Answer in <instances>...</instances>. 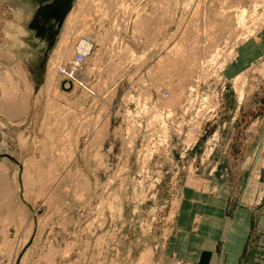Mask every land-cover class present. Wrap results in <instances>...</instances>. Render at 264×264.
Here are the masks:
<instances>
[{"label":"rangeland","instance_id":"obj_1","mask_svg":"<svg viewBox=\"0 0 264 264\" xmlns=\"http://www.w3.org/2000/svg\"><path fill=\"white\" fill-rule=\"evenodd\" d=\"M73 6L78 23L67 43L92 38L87 75L97 96L77 86L68 92L59 70L44 86L63 28L38 64L24 29L20 37L28 42L17 52L25 61L16 54L15 68L29 88L17 78L0 84V120L12 122L0 134V264H197L175 252L174 239H196L192 255L220 250L251 167L250 182H264V0ZM15 11L25 28L23 11L5 4L1 29ZM230 11L235 17H227ZM4 50L0 55L13 59ZM165 92L164 102L186 107L188 116L202 112L205 100L213 110L192 146L150 155V145L131 141L137 110L143 96L162 99ZM7 101L12 116L4 112ZM212 194H222L224 204L208 201ZM258 205L261 231L251 228L239 264L249 262L252 243L264 236V186ZM261 242L257 264H264Z\"/></svg>","mask_w":264,"mask_h":264},{"label":"crops","instance_id":"obj_2","mask_svg":"<svg viewBox=\"0 0 264 264\" xmlns=\"http://www.w3.org/2000/svg\"><path fill=\"white\" fill-rule=\"evenodd\" d=\"M12 3V4H10ZM5 4H8V6L11 5L12 9H20L23 11L20 18V24L25 27V29L28 32V36L31 38V42H29L30 46L33 47L34 50V60L35 64H38V62L41 60V53L43 48L47 45L48 39H47V32L45 35H40L37 29H34L29 26V21L34 15V9L37 5H35L34 0H0V14L3 13ZM67 15V14H66ZM65 15V17H66ZM65 17L60 25H56V22L53 19H49L46 26L51 27V31H53V35H55L57 32L63 28ZM39 22L41 23V19H39ZM2 29L0 26V52H2V48L4 49L6 45L2 44ZM4 35V34H3ZM54 37V36H53ZM24 42H28L26 39H23ZM26 44V43H25ZM54 45V44H53ZM6 49V48H5ZM13 59L7 57L6 55H0V69L2 66L9 64L10 66L16 67L17 61H16V53L13 52ZM29 69V68H28ZM11 122V121H10ZM261 149V145L257 151V154L259 153ZM264 153L263 152L260 156V159H262ZM256 158V157H255ZM259 159V160H260ZM263 160V159H262ZM253 166V165H252ZM257 168V167H256ZM256 171V169H255ZM254 171V172H255ZM249 172V178L245 183L244 188L241 190V193H239L237 197V204L235 205V208L233 209V212L231 214V218L228 221L227 227L224 228L227 230L225 232V229L222 233V237H220L222 247L220 250H214L210 249L208 252L199 250L193 253V255L188 251L191 249V247L198 244L196 239L193 242H189L188 240H184L181 236L178 238H175L174 244L175 247L173 248L175 252L179 251L180 256L185 261H189V257L192 258L193 262H197V264L201 261H203V264H239L241 259L244 255V247L246 245L248 236L251 232V228L255 229V231H261V223L262 218L260 216L256 217L255 212L257 208L259 207V203H261L262 198V188L264 186L263 181H251V178L253 176L252 173V167L248 171ZM253 172V173H254ZM224 197L222 194H212L207 199L208 201L212 202L213 204L217 206H222L224 204ZM217 202V203H216ZM255 232V233H256ZM225 233V234H224ZM257 234V233H256ZM261 237H256L253 244V247H251V250L249 251V262L247 264H257V260L262 259L261 254V240L264 238L262 234ZM183 239V241H182ZM179 240V241H178ZM263 260V259H262ZM261 261V260H260ZM196 264V263H195Z\"/></svg>","mask_w":264,"mask_h":264},{"label":"built area","instance_id":"obj_3","mask_svg":"<svg viewBox=\"0 0 264 264\" xmlns=\"http://www.w3.org/2000/svg\"><path fill=\"white\" fill-rule=\"evenodd\" d=\"M81 37L83 42L76 43L78 48L59 72L69 80H75L77 87L88 96L95 97L97 93L91 82V77L87 75L88 65L86 63L87 56L93 46V40L87 34ZM84 43L90 44L89 47L82 46ZM66 89L70 90V86ZM166 96V92L161 96L162 99L145 95L137 110L136 131L135 135L131 137V141L150 145L148 151L150 155L162 149L166 150L167 156L172 155V150L176 149V144L186 147L192 146L196 143L199 135L205 131V125L212 114L213 108L207 104L206 100L202 106V112L196 111L188 116L186 107L177 109L166 104L164 102Z\"/></svg>","mask_w":264,"mask_h":264},{"label":"bare ground","instance_id":"obj_4","mask_svg":"<svg viewBox=\"0 0 264 264\" xmlns=\"http://www.w3.org/2000/svg\"><path fill=\"white\" fill-rule=\"evenodd\" d=\"M86 0H73V3H72V6L70 8V10L68 11L66 17H65V20H64V26H63V30L61 31V34L56 42V45L55 47L50 51V54H49V57H48V60H47V69H46V73H45V87L47 88H50V85L53 84V82L55 81V78H56V71H61L63 68H64V65L65 63L68 62V60L71 58V56L69 57V54L70 52L73 50V44L71 45V43H74L76 42L77 40V44H79L80 42L82 43L83 42V39L82 37H79L76 41H73L70 43V45H68L69 43L68 42V38H69V32L71 31V29L73 28V30L75 31V21L78 20V15L79 13H76L74 12V6L73 4L76 3L77 5H79V9L83 7V5L85 4ZM15 9V8H14ZM16 10V9H15ZM18 10H20L18 8ZM230 10V9H229ZM228 10V11H229ZM232 11L228 12V15L227 17H235L233 16V13H231ZM235 12V11H234ZM23 13V12H22ZM244 13V11H243ZM242 13V14H243ZM238 15V14H237ZM236 15V16H237ZM19 17V13L15 11V15L13 16V19L12 20H5L4 23H3V26H2V32L4 34V44L6 45V51H11V53L13 54L16 53L17 55H19V57L21 58V60H23V57H25L22 53H19L17 52V47L20 48L21 45H24L26 42H24V40L21 38L22 35L24 34V29L25 28H22L21 26H19V24L17 23V19ZM231 17V18H232ZM230 18V19H231ZM238 18V22L239 20H241V17H236V19ZM77 22V21H76ZM78 23V22H77ZM77 26V25H76ZM25 32H27V30L25 29ZM68 32V33H67ZM71 34V33H70ZM21 35V37H20ZM84 35V34H83ZM24 36V35H23ZM26 36V35H25ZM75 36V35H74ZM75 38V37H74ZM73 38V39H74ZM26 39V38H25ZM72 39V40H73ZM82 39V40H81ZM71 40V41H72ZM75 40V39H74ZM90 44H87V43H84L82 44V46L84 47H89ZM26 46V45H25ZM53 47V46H52ZM51 47V48H52ZM75 49L78 48V45H74ZM80 47V46H79ZM32 48V47H31ZM46 46L44 47L43 51L45 50ZM50 48V49H51ZM49 49V50H50ZM173 48L171 47L170 49L167 50L166 53H169L170 50H172ZM4 50V51H5ZM28 49H26L27 51ZM49 50L47 51V53L49 52ZM25 51V50H24ZM32 51V50H31ZM43 51L41 53V57L43 55ZM217 51V50H216ZM25 53V52H24ZM29 53V52H28ZM27 54V52H26ZM216 54V53H214ZM213 54V56H214ZM31 55V54H30ZM33 55V53H32ZM165 56V55H164ZM28 57V54L27 56ZM34 57V56H33ZM43 58V57H42ZM210 58H213L212 55ZM67 59V60H66ZM25 61V60H23ZM192 63V60L190 61H187V64H191ZM171 62L169 64V62L167 63V65L171 66ZM11 67V68H9ZM9 67H5L4 70H1L0 71V84H2V82H5V81H8V79H11V78H17V80H20V83L21 85H23V87H27V82H26V79H25V75H20L17 73V68H13L12 66L9 65ZM24 73V71L22 72ZM61 75H63L61 73ZM64 77V78H63ZM66 76H62L61 79H65V81H61L62 83V87L65 89L67 88L68 86H70V90L68 92H73L77 86L76 84V81L75 80H69V78H67ZM57 79V78H56ZM60 82V81H59ZM47 85V86H46ZM57 85V84H56ZM43 87V86H42ZM55 87V86H54ZM44 88V87H43ZM237 91H238V88H237ZM67 91L65 92L66 94L68 93ZM239 94H241L242 92L241 91H238ZM168 100V99H167ZM110 102V101H109ZM106 103V102H105ZM11 101H7L5 103L6 105V109L8 111H5L4 112H8L9 116H12V112L10 111L9 107L11 105ZM110 104V103H109ZM107 106V105H105ZM12 123L10 121H7L5 122V120H0V134L1 136H4L6 134V129L9 128V124ZM11 125V124H10ZM6 145V142L5 140L2 141V144H1V149L2 147L4 146L5 147ZM6 148V147H5ZM2 164H5L4 161H1ZM23 220V219H22ZM20 221H21V218H20ZM22 223V221H21ZM20 223V224H21ZM16 226V225H15ZM21 226V225H19ZM8 228V227H7ZM9 229V228H8ZM17 229V228H16ZM6 230V229H5ZM17 231V230H16ZM3 232V231H2ZM6 233V232H5ZM6 238V237H5ZM14 240V239H13ZM12 242V241H11ZM10 242V243H11ZM13 243V242H12ZM15 243V242H14ZM5 244V243H4ZM6 245V244H5ZM4 245V248L7 246ZM12 245V244H11ZM3 246V245H2ZM14 248V247H13ZM12 248H10L11 250ZM9 250V249H8ZM13 250V249H12ZM11 250V251H12ZM9 253V252H8ZM7 253V254H8ZM10 254V253H9ZM16 254V253H15ZM10 257V255H9Z\"/></svg>","mask_w":264,"mask_h":264},{"label":"water","instance_id":"obj_5","mask_svg":"<svg viewBox=\"0 0 264 264\" xmlns=\"http://www.w3.org/2000/svg\"><path fill=\"white\" fill-rule=\"evenodd\" d=\"M35 5L34 15L29 21V26L37 29L40 35H43L45 32L44 24L49 20L53 19L57 21L60 25L65 17V15L70 10L73 0H34ZM41 19V23L39 22ZM54 43V37L46 46L43 51L42 57L44 58L47 54V51L52 47Z\"/></svg>","mask_w":264,"mask_h":264},{"label":"flooded vegetation","instance_id":"obj_6","mask_svg":"<svg viewBox=\"0 0 264 264\" xmlns=\"http://www.w3.org/2000/svg\"><path fill=\"white\" fill-rule=\"evenodd\" d=\"M55 21V20H54ZM48 22V21H47ZM47 22L44 24V27H45V32H44V34L43 35H45L46 34V32H47V39H48V42H47V45L49 44V42L52 40V37H53V31H51V27H47L46 26V24H47ZM56 22V25H57V21H55ZM46 45V46H47Z\"/></svg>","mask_w":264,"mask_h":264}]
</instances>
